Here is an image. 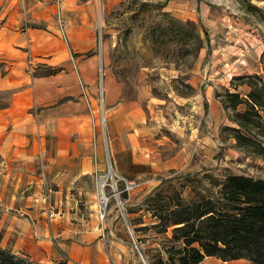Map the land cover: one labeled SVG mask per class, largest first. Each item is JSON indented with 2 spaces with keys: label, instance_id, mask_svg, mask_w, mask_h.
Returning <instances> with one entry per match:
<instances>
[{
  "label": "rangeland",
  "instance_id": "rangeland-1",
  "mask_svg": "<svg viewBox=\"0 0 264 264\" xmlns=\"http://www.w3.org/2000/svg\"><path fill=\"white\" fill-rule=\"evenodd\" d=\"M14 2H23L20 11L27 7L28 25L41 30L23 72L26 86L37 83L43 95L42 104L30 108L35 115L43 105L79 101L56 92L55 74L70 69L55 62L98 55L92 84L75 69L90 133L72 134L73 122L64 123L70 133L66 139L79 143V153L75 147L68 151L63 166H30L46 174L43 191L38 200L33 198L36 216L24 214L35 229L37 217L55 228L50 243H39L49 248L45 264L63 259L75 264L77 258L83 264H152L163 246L173 244L169 238L175 226L165 233L154 226L159 218L153 213L161 205L174 204L180 195L187 202L201 196L217 200L231 174L264 179V53L262 74L231 79V66L240 63L237 56H252L258 48L254 37L264 34V0H0V24ZM75 4L82 6L79 11L89 16L92 28L88 40L94 45L82 52L71 43ZM0 70L6 67L2 64ZM256 75L261 76L255 89L262 105L254 106L249 102L251 81L243 76ZM209 91L219 99L218 109L209 101ZM143 94L145 106L154 102L147 107L146 123L154 130V141L147 142L151 162H138L112 127L115 103ZM88 143L93 151H87ZM73 153L89 158L91 165L67 163ZM180 153L184 155L178 158ZM60 167L63 174L56 177ZM125 180L137 186L126 190ZM239 263L244 261L232 264Z\"/></svg>",
  "mask_w": 264,
  "mask_h": 264
},
{
  "label": "crops",
  "instance_id": "crops-1",
  "mask_svg": "<svg viewBox=\"0 0 264 264\" xmlns=\"http://www.w3.org/2000/svg\"><path fill=\"white\" fill-rule=\"evenodd\" d=\"M21 5L23 2L22 4L17 2L11 4L9 13L3 15L4 23L0 24V64L6 67L5 73L0 72V88L14 90L10 106L0 109V245L5 248L27 251L33 259L44 263L43 257H48L49 248L39 243L42 241L50 243L55 235V228L50 225L47 227V223L37 217L38 222L35 229L30 218L25 216L27 211L30 216L32 214L36 216L37 209H32L35 205L33 198L36 200L38 194L43 191L44 175L46 174L45 169L41 172L42 170L39 168L30 166H63L65 163L63 156L67 155L68 151L72 152L76 148L79 153V143L67 141L66 134L69 131L65 128L64 123L69 120L73 122L72 134L84 130L90 133L88 127L85 126L89 116L86 111L87 101L82 96L78 82H74L78 79L75 69L77 68L78 74L87 84H92L97 74L98 55L93 54L86 58L78 57V59H74V63L69 60V57L67 61L55 62L58 64L57 67L70 69L68 74L63 73L67 69L55 74L56 92L61 93V97L65 92L77 96L79 101L72 106H69L72 99L59 101L50 107L43 105L44 107L35 115L30 111V108L35 103H41L43 95L38 94L37 83L26 86L29 80H26V75L23 72L26 69V54L32 52L33 47L36 46L35 35L37 31L41 33V30L28 25L29 11L26 6L23 11H20ZM81 7L79 4L73 6V9L78 12L73 18L71 31V43L76 52H82L94 45L88 40L92 32L90 18L84 12L79 11ZM68 24L70 27L69 22ZM21 27L22 29H20ZM253 41L256 42L255 46L258 48L253 49V55L247 56V58L237 56L236 61L240 63H236L237 66L236 64L231 66L232 71H235V73H231V79L245 74L263 73L261 58L264 53V34L261 37L260 35L255 36ZM27 48L29 50H26ZM44 79L48 81L47 79L50 77L47 76ZM144 99L143 94L138 99L121 100L115 103L112 127L119 133L125 146L134 150L138 162H151L148 155H151L152 152L147 142L154 141V130L147 127L146 123L149 118L147 107L153 108L154 102L150 100L145 106ZM209 101L213 107L219 108L220 101L213 91H209ZM157 116L160 117V114L157 113ZM49 133H55V138L50 140ZM127 142L130 144L127 145ZM88 145L87 151H93V143H88ZM183 155L184 153H180L177 157L181 158ZM178 158H174V163ZM66 159L67 163L72 165L75 163L91 165L89 158L81 160L75 156V153ZM98 164L100 163L98 162ZM62 174L61 167L59 170L56 169V177ZM75 176L73 175L72 179ZM17 209L22 211V216L14 212ZM76 260L83 264L79 260L84 259L77 258ZM237 261L241 260L224 261L215 256H207L201 264H232Z\"/></svg>",
  "mask_w": 264,
  "mask_h": 264
},
{
  "label": "trees",
  "instance_id": "trees-1",
  "mask_svg": "<svg viewBox=\"0 0 264 264\" xmlns=\"http://www.w3.org/2000/svg\"><path fill=\"white\" fill-rule=\"evenodd\" d=\"M243 77L250 79L253 87L250 104H261L260 92L255 89L261 76ZM229 93L241 98L240 93ZM12 95L10 90L0 89V109L10 106ZM218 193L217 200L201 196L190 202L180 195L174 204H163L155 210L153 216L159 222L154 226L159 232L175 227L169 238L173 244L163 246L152 264H201L207 256L224 261L244 260L242 264H264V179L231 174ZM156 196L158 201L165 198L159 192ZM147 228L148 225L137 230ZM0 264L45 263L33 259L27 251L15 253L0 245ZM56 264H69V260H58Z\"/></svg>",
  "mask_w": 264,
  "mask_h": 264
},
{
  "label": "built area",
  "instance_id": "built-area-1",
  "mask_svg": "<svg viewBox=\"0 0 264 264\" xmlns=\"http://www.w3.org/2000/svg\"><path fill=\"white\" fill-rule=\"evenodd\" d=\"M61 24H62V28L63 27L65 28L67 26L65 22H61ZM125 183H126V190H131L137 186V183L134 181L125 180Z\"/></svg>",
  "mask_w": 264,
  "mask_h": 264
},
{
  "label": "bare ground",
  "instance_id": "bare-ground-1",
  "mask_svg": "<svg viewBox=\"0 0 264 264\" xmlns=\"http://www.w3.org/2000/svg\"><path fill=\"white\" fill-rule=\"evenodd\" d=\"M107 198V197H106ZM105 199V198H104Z\"/></svg>",
  "mask_w": 264,
  "mask_h": 264
}]
</instances>
